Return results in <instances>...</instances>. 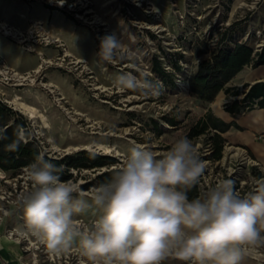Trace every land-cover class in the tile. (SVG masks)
Segmentation results:
<instances>
[{"label": "rangeland", "instance_id": "1", "mask_svg": "<svg viewBox=\"0 0 264 264\" xmlns=\"http://www.w3.org/2000/svg\"><path fill=\"white\" fill-rule=\"evenodd\" d=\"M59 1L53 0L48 4L69 13L70 10L61 6ZM92 2L90 12L78 20L95 37L96 53L93 62L74 57L67 51L66 45L67 56H64L63 47L51 44L48 47H57L61 53L56 57H48V64L42 61L38 72H28V76L27 73L15 71L7 74L0 67V98L16 110L18 101L40 109L37 117L23 114L31 122L32 133L39 140L43 152L54 158L63 157L67 153L76 154L86 149L85 145L95 142L115 147L112 153H105L96 146L90 150L116 157L121 162L119 167L134 144L146 146L161 158L175 140L186 136L189 127L204 114L207 107V104L189 95L185 81L202 58L194 50L198 41L207 40L215 26L224 27L249 14L243 37L249 36L247 41L256 47L262 45L260 38L264 30V0ZM74 8L78 9V6L74 5ZM150 25L159 27L152 28ZM113 33L121 39L125 51L133 54L131 59L107 63L97 56L100 38ZM214 34L216 37L217 34ZM213 45L211 43L210 47ZM20 46L24 48L26 45ZM175 52H183L185 55V67L179 74L176 89L158 91L152 87L121 90L114 83L116 77L125 72H132L142 80L145 77L156 80L151 72L153 56L160 55L168 65L169 57ZM63 57L64 61L61 60ZM78 60L79 63L74 62ZM248 71L264 76V67L257 72L249 67ZM21 75L26 78H21ZM241 81V78L235 80L236 85ZM148 82L153 85L152 81ZM55 84H62L68 94L63 93ZM17 96L22 99H17ZM61 97L64 100L60 101ZM222 97L221 94L218 100L221 101ZM165 114L177 117L179 125L170 126L163 119ZM153 120L158 121V129L153 128ZM240 121L244 130L227 135L223 158L219 162L203 159L209 153L204 145V137L193 142L200 158L207 161L205 174L199 182L201 196L223 179H231L241 193L254 191L264 185V177H256L258 171L264 174V110H253ZM230 147L243 150L252 162L239 157L226 160L227 149ZM104 170L107 168L84 169L79 173L73 170L77 179L70 182L78 189V194L82 193L83 198L91 202L92 190L98 186L96 177ZM26 172L24 170L18 175H12L0 170V264H93L78 245L66 254L55 256L31 235L21 203L22 195L31 190ZM89 181H92V185L88 189L82 188ZM99 215L100 210L91 206L77 219L82 224L90 225ZM162 264L183 262L170 256ZM241 264H264V245L246 248Z\"/></svg>", "mask_w": 264, "mask_h": 264}, {"label": "clouds", "instance_id": "2", "mask_svg": "<svg viewBox=\"0 0 264 264\" xmlns=\"http://www.w3.org/2000/svg\"><path fill=\"white\" fill-rule=\"evenodd\" d=\"M97 56L113 63L133 54L113 33L100 38ZM114 83L121 90L154 87L132 72ZM206 167L186 136L161 158L134 144L115 174L92 190L89 202L40 156L26 172L31 190L21 197L24 220L50 254L60 256L78 245L93 264H162L170 256L183 264H241L246 248L264 245V185L241 193L223 179L189 199ZM91 206L100 215L82 224L77 217Z\"/></svg>", "mask_w": 264, "mask_h": 264}, {"label": "trees", "instance_id": "3", "mask_svg": "<svg viewBox=\"0 0 264 264\" xmlns=\"http://www.w3.org/2000/svg\"><path fill=\"white\" fill-rule=\"evenodd\" d=\"M48 8L60 10L68 18L78 21L58 6L48 4ZM249 18L248 14L243 19L234 20L224 27L215 26L207 40H199L194 50L197 56L202 58L198 60L193 72L185 80L189 95L204 104L208 105L216 101L221 92H224L226 96L222 107L231 116V121L218 117L209 108L186 133V137L193 142L204 137V145L209 153L203 156V159L213 163L223 158L228 141L224 134L230 129L243 131L244 127L239 123L240 118L253 110L264 109V80L255 83L245 82L242 86L233 84L235 77L247 67L256 69L264 66V30L260 38L262 45L259 47L247 41L249 36L243 37ZM196 22H198L197 19ZM214 33L217 34L216 37ZM241 37L245 40H240ZM211 43H214L212 48ZM184 59L183 52H175L169 57L167 65L160 55L155 54L151 61V72L157 79L145 77L144 80L152 81L158 91L176 89L179 74L185 67ZM166 66L170 69H166ZM163 119L173 127L180 123L175 116L165 114ZM153 128H159L158 121L153 120ZM14 143L18 144V147L10 148L9 146ZM40 156L60 168V178L66 182L77 179L73 170L79 173L84 169L97 170L106 167L107 170L97 175V185L107 182L120 168L121 163L116 157L86 149L60 158L48 156L32 133V125L28 118L0 98V170L18 175L27 170ZM256 177L260 179L264 177V174L258 171ZM91 185L92 181H89L82 185V188L88 189ZM188 196L189 199L201 196L199 183L188 191Z\"/></svg>", "mask_w": 264, "mask_h": 264}, {"label": "crops", "instance_id": "4", "mask_svg": "<svg viewBox=\"0 0 264 264\" xmlns=\"http://www.w3.org/2000/svg\"><path fill=\"white\" fill-rule=\"evenodd\" d=\"M37 21L44 23L45 29L49 30L54 37H59L65 43L67 51L74 57L89 62L95 60V37L92 31L83 26L79 20H72L62 11L48 8V4L42 1L0 0V22L26 30L33 22ZM34 47L36 49L35 51H28L25 47L23 48L19 44L11 41L9 37L0 34V61L6 63L15 72L28 73L40 69L42 57L48 59V57H56L61 53V49L48 47V45L34 44ZM263 67L261 66L256 69L250 68L257 72V70ZM248 68L244 69L235 77L233 84L236 85L235 80L239 78L242 81L237 85L240 83L244 84L245 82L255 83L264 80V76L252 71L250 72ZM46 76L48 77V69H46ZM55 85L63 93L66 92L68 94V90L62 84ZM221 94L223 95L222 100L219 101L217 98L216 101L208 104L204 114L210 108L218 117L229 122L232 118L222 107L226 101V96L224 92H221L219 96ZM17 110L22 112L21 109ZM239 123L241 126H244L240 120ZM234 131L238 130L230 129L224 135L227 137L228 134Z\"/></svg>", "mask_w": 264, "mask_h": 264}, {"label": "built area", "instance_id": "5", "mask_svg": "<svg viewBox=\"0 0 264 264\" xmlns=\"http://www.w3.org/2000/svg\"><path fill=\"white\" fill-rule=\"evenodd\" d=\"M27 1H42L44 3L52 2L53 0H27ZM61 6L67 7L69 9L70 15H72L75 19H83L85 14L90 12V7L92 6V0H60L59 1ZM74 5L78 6V9L74 8ZM184 19V18H183ZM0 33L9 37L13 41L17 42L20 45H26L25 49L28 51H35L34 44H43V45H51L56 44L57 46L63 47L64 56H67L65 44L59 37H54L49 30L45 29L44 23L41 21L33 22L26 30L19 29L18 27L0 22ZM42 56V54H40ZM60 60V57H58ZM62 61L65 60L61 59ZM42 61L45 64H48V59L42 57ZM52 64V61H49ZM75 63H79L80 60L74 61ZM59 64V63H57ZM41 66V65H40ZM0 67L5 70V73L9 74L13 72V70L6 65V63L2 62ZM166 69H170L169 66H166ZM40 70V69H39ZM38 72V71H34ZM27 76L30 73L26 74ZM21 78L25 79L26 76L21 75ZM64 100V97L60 98V101Z\"/></svg>", "mask_w": 264, "mask_h": 264}, {"label": "bare ground", "instance_id": "6", "mask_svg": "<svg viewBox=\"0 0 264 264\" xmlns=\"http://www.w3.org/2000/svg\"><path fill=\"white\" fill-rule=\"evenodd\" d=\"M149 27L158 28L159 26L150 25ZM36 71H39V69H37ZM16 98L22 99L20 96H17ZM17 105H18L17 109H21L22 112L25 114H31L33 117H37L40 114L39 108H37L36 106L29 105L24 101H18ZM93 146H96V148H99V149H103L105 153H112L115 150V147L107 146V145L96 143V142L93 144L85 145L84 148L91 149V147ZM234 157H239L247 162H252V160L245 154L243 150L238 149V148H233V147L228 148L225 159L229 160L230 158L232 159Z\"/></svg>", "mask_w": 264, "mask_h": 264}, {"label": "water", "instance_id": "7", "mask_svg": "<svg viewBox=\"0 0 264 264\" xmlns=\"http://www.w3.org/2000/svg\"><path fill=\"white\" fill-rule=\"evenodd\" d=\"M86 150L92 151V150H90V149H86ZM67 154H68V153H67Z\"/></svg>", "mask_w": 264, "mask_h": 264}]
</instances>
